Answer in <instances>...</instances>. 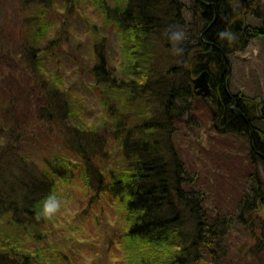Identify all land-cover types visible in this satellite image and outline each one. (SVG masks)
<instances>
[{"label": "trees", "instance_id": "1", "mask_svg": "<svg viewBox=\"0 0 264 264\" xmlns=\"http://www.w3.org/2000/svg\"><path fill=\"white\" fill-rule=\"evenodd\" d=\"M18 1L22 11L37 8L34 14L26 12L28 43L17 48L37 63L47 85L44 103L52 109L51 122L60 112L70 142L68 153L47 155L36 125L18 118L29 111L28 91L19 84L0 87V264H75L77 240L59 232L63 205L73 201L78 223L96 231L92 246L104 249L107 243L111 255L108 249L118 244L127 264H246L240 255L234 258L230 238L234 225L254 237L247 220L264 210V162L261 181L243 191L234 213H210L205 194L196 189L175 150V139L177 123L193 130L192 120L203 112L216 135H241L247 153L261 158L264 121L256 105L234 91L232 109L230 89L221 81L232 55L254 40L264 41V12L248 13L241 0ZM83 4L98 13L105 29L115 31L121 52L114 63L105 54L107 39L98 31L92 34L86 91L105 115L94 127L81 126L85 118L76 104L79 96L62 77L61 46L74 43L73 35L68 38L72 32L65 27L47 41L53 17L43 22L59 5L66 10ZM249 18L259 19L260 25L248 23ZM6 45L10 53L13 44ZM74 48L75 57L84 54L82 43L75 42ZM51 61L57 65L53 72ZM206 70L212 93L199 98L193 80ZM37 146L44 154L38 159ZM48 197L58 208L46 216ZM256 229L263 234L257 250L263 251L264 223Z\"/></svg>", "mask_w": 264, "mask_h": 264}, {"label": "rangeland", "instance_id": "2", "mask_svg": "<svg viewBox=\"0 0 264 264\" xmlns=\"http://www.w3.org/2000/svg\"><path fill=\"white\" fill-rule=\"evenodd\" d=\"M240 5L248 13L259 11L262 14L264 12V0H246V2L241 0ZM36 8L33 6L30 8L31 11L28 9V11H22L21 3L18 0H0V28L4 30L0 35L5 39L4 42H0V87L2 90L3 86L11 85L12 89H16L18 84L23 86L28 91L29 111L27 115H20L18 118L29 123L30 127L36 125L39 136L43 139L42 148H45L44 152L47 155L56 153L58 150L68 153L70 134L61 121L60 112L51 122L54 118L52 110L45 111L48 110L47 103H44L47 99L45 87L47 85L42 83L38 65L21 56L20 53H23L24 50L21 51L17 48L18 45L24 46L28 43L27 32H25L28 20L25 18L28 15L26 12L34 14L35 11L32 10ZM48 15L51 16L48 17ZM51 19L53 26L47 32V41L50 36L59 33L65 27L72 32L68 38L73 35L74 43H63L61 46V57L63 58L61 65L64 72L62 77L66 84H73L75 92L79 96L76 104L77 107L79 105L81 111H84L81 119L85 118L81 126L94 127L100 124L105 115L92 92L86 91L89 80L86 78L84 70L86 66L91 65L92 34L94 35V32L97 31L99 35L107 39L105 43L108 44V47L105 54L114 63L119 61L121 52L115 31L105 29L98 13L91 6L85 4L77 8L69 6L66 10L59 5L56 10L44 17L43 22H49ZM248 23L259 26L261 21L249 18ZM8 41L13 44L10 53L7 52L6 42ZM77 41L83 44L82 51L84 50V54L79 57L74 56L76 51L74 45ZM46 62L49 63L48 60ZM230 62L232 63V89L239 91L253 105L258 102L264 104V41L260 39L252 41L245 50L232 55ZM48 67L49 72L57 69L54 61H51V66L48 64ZM1 105L0 102V108ZM79 107L78 109H80ZM50 114L51 116H49ZM192 126H195L193 130L188 129L185 122L177 123L175 150L179 153L180 159L184 161L187 173L194 180L195 184H193L196 189L205 194L206 203L204 205L208 212L214 213L213 211L217 209L219 212L230 213L233 211L234 213L243 191L247 190L251 184L261 181V175L254 167H251L246 146L243 145L245 138H242L241 135L231 137L216 135L212 131L211 119L203 112L192 120ZM48 131H51L52 138L47 139ZM34 153L37 159L44 155L39 153L38 146ZM252 176L253 178L250 180ZM63 206L65 209L62 211L61 219L64 221L59 232L62 231L61 237L65 235L71 238V241L73 238L77 240L73 241V247L76 250L74 253L76 255L75 264H127L124 256L122 257V247L118 244L113 250L108 249L111 250V255L106 253L107 243L104 249L92 246V243L96 241L93 235L96 231L90 224L81 226L78 223L76 201L68 205L65 203ZM247 221V224L254 230L258 224L264 223V211L253 212ZM233 229L230 247L233 253L237 252L234 258L236 259L237 255H240L246 264H257V262L264 264V249L263 251L257 250V239L251 237L250 234L248 237L245 229L241 226L235 227L234 225ZM108 230L109 228H107ZM102 244L103 241L98 239V246ZM257 252L259 254H256Z\"/></svg>", "mask_w": 264, "mask_h": 264}, {"label": "flooded vegetation", "instance_id": "3", "mask_svg": "<svg viewBox=\"0 0 264 264\" xmlns=\"http://www.w3.org/2000/svg\"><path fill=\"white\" fill-rule=\"evenodd\" d=\"M223 77V76H222ZM227 79H228V74H226V76L225 77H223V80L221 81V82H223L224 83V86H225V82L227 81ZM218 80L220 81L221 80V75L219 76V78H218ZM212 81L210 80V83H211ZM212 84V83H211ZM212 86V85H211ZM230 91L232 92V94L230 93ZM220 93H221V91H220ZM220 93H219V97H220ZM237 93V92H236ZM227 94H229L230 96H231V108L233 109V105L235 104L234 102H235V98H233L234 97V95H235V92L234 91H232L231 89L230 90H228L227 91ZM225 95V94H224ZM217 96V97H218ZM219 97H218V99H219ZM245 99V103H249V101L246 99V98H244ZM237 109H238V106L236 105V109H235V111H237ZM256 111L258 112V118L259 119H263V121H264V104L262 103V102H258L257 104H256ZM259 144L260 145H263L264 146V139L262 138L260 141H259ZM261 158H259V157H257V159L255 158V156L256 155H253V156H251V155H249L248 154V156H249V159H250V161L252 162V167H254V169H256V171L260 174V175H262L263 176V173L261 174V168H262V166H261V164H260V162H264V153H259L258 154ZM254 162H253V161ZM264 177V176H263ZM253 206H256V203H254V204H252ZM261 204L259 203V205L258 206H260ZM261 207V206H260ZM262 208V207H261ZM260 210H262V211H264L263 209H260ZM255 212H257V210L255 211ZM259 225V224H258ZM254 232H255V235H254V237L257 239V241L259 240V239H261V236H263V234L262 233H259L258 232V230L255 228L254 229ZM252 243V242H251Z\"/></svg>", "mask_w": 264, "mask_h": 264}, {"label": "water", "instance_id": "4", "mask_svg": "<svg viewBox=\"0 0 264 264\" xmlns=\"http://www.w3.org/2000/svg\"><path fill=\"white\" fill-rule=\"evenodd\" d=\"M244 1L246 2V0ZM209 77H210L209 73L204 72L199 77H197L195 80H193L194 91L197 96L207 97L210 95L211 89L209 86ZM45 111H48V110H45ZM49 116H51V114Z\"/></svg>", "mask_w": 264, "mask_h": 264}, {"label": "clouds", "instance_id": "5", "mask_svg": "<svg viewBox=\"0 0 264 264\" xmlns=\"http://www.w3.org/2000/svg\"><path fill=\"white\" fill-rule=\"evenodd\" d=\"M183 51V49H181ZM58 207L55 203L54 197H48L47 200L44 202V214L50 215L54 210H56Z\"/></svg>", "mask_w": 264, "mask_h": 264}]
</instances>
